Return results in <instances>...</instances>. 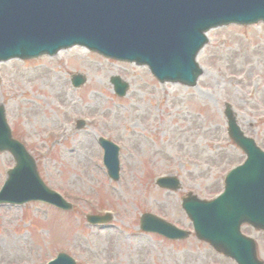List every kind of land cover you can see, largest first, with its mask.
<instances>
[{"label":"rangeland","instance_id":"374dc122","mask_svg":"<svg viewBox=\"0 0 264 264\" xmlns=\"http://www.w3.org/2000/svg\"><path fill=\"white\" fill-rule=\"evenodd\" d=\"M198 60L204 74L195 88L160 84L145 67L84 48L0 63V103L12 131L46 183L75 206L0 205V264H46L61 251L78 264H235L194 235L169 241L139 230L144 212L192 230L182 196L212 198L224 171L244 161L225 131L226 102L264 149V24L211 30ZM74 73L87 78L81 88L71 86ZM113 76L130 84L126 97L115 94ZM79 119L87 121L82 130ZM97 135L121 148L118 183L107 176ZM13 162L0 153V189ZM167 174L181 178V191L156 187ZM106 211L115 215L111 225L87 223L86 214ZM243 230L264 259L263 233Z\"/></svg>","mask_w":264,"mask_h":264},{"label":"water","instance_id":"95a60500","mask_svg":"<svg viewBox=\"0 0 264 264\" xmlns=\"http://www.w3.org/2000/svg\"><path fill=\"white\" fill-rule=\"evenodd\" d=\"M264 21V0H0V59L28 58L83 44L115 58L149 65L157 78L194 83L200 73L195 58L207 42L205 32L230 23ZM85 79L76 80L79 85ZM114 84L118 83L113 80ZM119 93H124V88ZM0 106V151L14 153L18 166L0 193V203L23 204L31 200L71 209L48 189L34 159L12 139ZM234 140L249 154L246 164L227 176L224 195L206 203L195 197L183 207L195 219L200 233L246 264H252L254 246L239 236L243 222L264 228V153L244 139L233 112L226 109ZM106 149L109 175L119 178V148L101 140ZM165 181V180H164ZM177 182L169 187L178 188ZM91 217L90 222L109 221ZM144 226L179 238L174 227L143 219ZM199 235L203 238L202 235ZM250 255L248 257V255ZM51 264H74L66 255ZM252 262V263H251Z\"/></svg>","mask_w":264,"mask_h":264}]
</instances>
